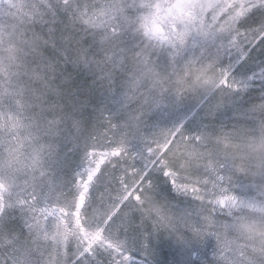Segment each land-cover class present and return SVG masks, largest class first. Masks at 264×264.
Masks as SVG:
<instances>
[{
  "label": "snow or ice",
  "instance_id": "6c2138e0",
  "mask_svg": "<svg viewBox=\"0 0 264 264\" xmlns=\"http://www.w3.org/2000/svg\"><path fill=\"white\" fill-rule=\"evenodd\" d=\"M0 264H264V0H0Z\"/></svg>",
  "mask_w": 264,
  "mask_h": 264
}]
</instances>
